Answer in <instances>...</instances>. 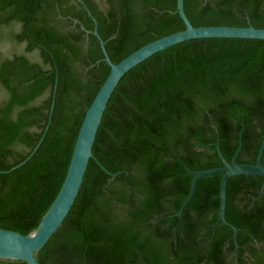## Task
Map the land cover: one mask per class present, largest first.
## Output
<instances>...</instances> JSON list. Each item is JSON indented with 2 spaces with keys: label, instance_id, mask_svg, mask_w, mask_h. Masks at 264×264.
Returning <instances> with one entry per match:
<instances>
[{
  "label": "trees",
  "instance_id": "16d2710c",
  "mask_svg": "<svg viewBox=\"0 0 264 264\" xmlns=\"http://www.w3.org/2000/svg\"><path fill=\"white\" fill-rule=\"evenodd\" d=\"M183 6L193 25L264 27V0ZM93 17L114 62L185 26L176 0H0V37L25 47L0 53L1 227L34 229L61 186L84 112L109 71ZM240 130L236 159L254 163L264 133V38H190L146 57L115 86L74 202L36 257L41 264H231L224 261L236 242L238 264H264L263 175L227 180L225 217L238 228L235 241L218 220L220 173L200 177L182 205L193 171L222 164L215 142L231 160Z\"/></svg>",
  "mask_w": 264,
  "mask_h": 264
},
{
  "label": "water",
  "instance_id": "95a60500",
  "mask_svg": "<svg viewBox=\"0 0 264 264\" xmlns=\"http://www.w3.org/2000/svg\"><path fill=\"white\" fill-rule=\"evenodd\" d=\"M79 1L82 2V0ZM176 10L178 11L180 17L184 22V28L150 40L137 47L125 57L116 62L112 61L109 57L104 45V40L98 34L96 28V19L93 17V21L95 24L92 32L99 39L100 48L103 53V59L108 63L109 71L84 112L83 118L76 134L68 167L61 186L51 204L41 216L37 226L27 233H22L18 230L0 226V260L20 259L26 261L28 264H41L36 257V252L46 243L51 234L58 228V226L61 224L62 220L68 213L71 205L73 204L83 180V175L87 166L88 159L92 155V144L98 125L101 121L103 111L115 86L128 69H130L132 66L136 65L146 57L150 56L151 54L167 46L190 38H264V27H257L251 24L244 26L228 24L193 25L184 10L183 0H176ZM88 12L90 14V11ZM82 28L84 27L82 26ZM85 30L87 32L89 31L87 29ZM238 135V146L235 149L231 160H227L224 157L222 151L220 150L218 141L215 142L217 153L222 160V164L211 168L198 169L193 171V176L190 182V189L182 204L184 205L193 196L197 180L200 177L213 173H220L221 177L219 181L218 192L219 205L217 211L218 220L225 222L232 228L234 241L235 232L238 228H236L235 225L229 222L225 217L227 180L230 176L235 174H259L264 176V163L261 162V156L264 150V133L262 134L260 146L256 155V161L254 163L241 162L236 159L241 148V130L239 131ZM34 149L32 151H34ZM263 183L264 179L261 185V191ZM254 198L256 197H253V199ZM180 211L181 210H179V212ZM218 220L216 222H218ZM216 222L212 223L213 229ZM251 237L257 246L256 240L252 235ZM210 239L208 241L209 246ZM235 252L236 242L234 249L229 253L227 260L224 262L238 264Z\"/></svg>",
  "mask_w": 264,
  "mask_h": 264
},
{
  "label": "rangeland",
  "instance_id": "374dc122",
  "mask_svg": "<svg viewBox=\"0 0 264 264\" xmlns=\"http://www.w3.org/2000/svg\"><path fill=\"white\" fill-rule=\"evenodd\" d=\"M18 29V25L11 27V32ZM1 36V35H0ZM13 52H25V47L23 42L14 41L10 36L4 35L0 37V53L4 55H10ZM27 54L31 58H37L36 51H28ZM4 91L0 89V97L3 96Z\"/></svg>",
  "mask_w": 264,
  "mask_h": 264
},
{
  "label": "flooded vegetation",
  "instance_id": "af4514ba",
  "mask_svg": "<svg viewBox=\"0 0 264 264\" xmlns=\"http://www.w3.org/2000/svg\"><path fill=\"white\" fill-rule=\"evenodd\" d=\"M235 255H236V253H235ZM237 260V259H236Z\"/></svg>",
  "mask_w": 264,
  "mask_h": 264
}]
</instances>
